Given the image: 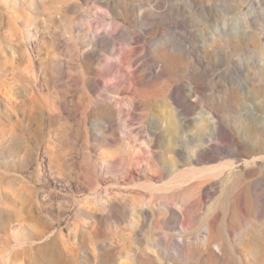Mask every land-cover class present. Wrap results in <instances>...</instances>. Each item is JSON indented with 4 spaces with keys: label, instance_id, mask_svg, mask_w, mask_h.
Returning <instances> with one entry per match:
<instances>
[{
    "label": "rangeland",
    "instance_id": "374dc122",
    "mask_svg": "<svg viewBox=\"0 0 264 264\" xmlns=\"http://www.w3.org/2000/svg\"><path fill=\"white\" fill-rule=\"evenodd\" d=\"M0 264H264V0H0Z\"/></svg>",
    "mask_w": 264,
    "mask_h": 264
},
{
    "label": "bare ground",
    "instance_id": "6f19581e",
    "mask_svg": "<svg viewBox=\"0 0 264 264\" xmlns=\"http://www.w3.org/2000/svg\"><path fill=\"white\" fill-rule=\"evenodd\" d=\"M122 56L123 57H121V58L119 56H117V57H119L118 59L123 64V66L132 64V60H131L132 48L131 47L125 49V53ZM126 68H128V66ZM123 70L125 71V67L123 68ZM111 80H113V78ZM128 82H131V81H128ZM115 83H118V81L117 82L115 81ZM111 86H113V85H111ZM114 90H116V88ZM120 99L116 98L115 100H111L109 98V99H106L104 102L96 101L95 102L96 106H94V110H98L100 113H102L104 115V117H109L111 120H115V116L117 114H119L120 112H125V110H126L123 108V106L121 108L120 105L118 104L119 102H121ZM122 103L123 102H121V104ZM121 118H123L122 114L120 116V119ZM110 122H114V121H110ZM120 124H121L120 126L122 128L121 133L124 134V135L122 134V136H124V137L121 139V142L115 146H97L96 148L99 149L98 157H97L99 162H96L97 165L95 164V162H93L94 156L89 151L87 153L89 158H88V160H86V169L87 170H89L90 172L94 171L95 168L98 165H100L101 167L108 168L110 170L121 169V170L125 171L126 174L127 173L129 174L134 168L140 169L142 166L145 165V161L150 160V158H151L150 153L152 152L151 143H150L151 137L147 136V137H145L146 140H141L140 137L133 135L135 130L130 129L127 125V122L122 121V123H120ZM197 130L199 132H202L205 129H203L202 127H199V128H197ZM214 132H215V129L212 128L210 136H213ZM204 133H202V134H204ZM216 170H217L216 168H214V169L207 168V170L198 169V168H189V169L184 170L183 172L175 173L174 176L172 177V179L174 180V182H172V183L174 184V188H179V186H185L186 184L191 185V184L201 183L203 180H205L209 176L213 175V173ZM90 172H88V173H90ZM172 183H170V184L172 185ZM181 188L178 189L179 193L181 191H183V189L185 187H183L182 189Z\"/></svg>",
    "mask_w": 264,
    "mask_h": 264
}]
</instances>
